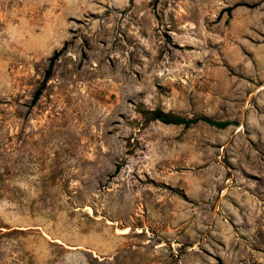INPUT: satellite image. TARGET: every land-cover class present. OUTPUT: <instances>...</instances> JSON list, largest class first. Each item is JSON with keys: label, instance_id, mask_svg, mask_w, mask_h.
Listing matches in <instances>:
<instances>
[{"label": "rangeland", "instance_id": "obj_1", "mask_svg": "<svg viewBox=\"0 0 264 264\" xmlns=\"http://www.w3.org/2000/svg\"><path fill=\"white\" fill-rule=\"evenodd\" d=\"M0 264H264V0H0Z\"/></svg>", "mask_w": 264, "mask_h": 264}, {"label": "trees", "instance_id": "obj_2", "mask_svg": "<svg viewBox=\"0 0 264 264\" xmlns=\"http://www.w3.org/2000/svg\"><path fill=\"white\" fill-rule=\"evenodd\" d=\"M52 64H53V62L51 61L48 69L44 73L43 82H42L41 86H39L35 90L34 100H37L39 98V96L41 95V92L43 89V84H45V82L49 79V77L51 75ZM152 117L154 119H158V120H160L164 123H167V124H184L185 126H189L191 124H194V123L198 122L199 120H203V121H205L211 125H214V126H217L220 128H224L229 124L228 121L212 120L208 117L186 118V117H182L180 115H167V114H164V113L157 111V110L153 111Z\"/></svg>", "mask_w": 264, "mask_h": 264}]
</instances>
